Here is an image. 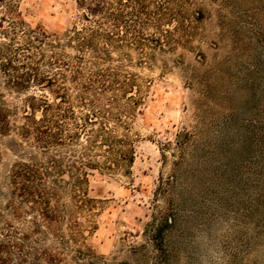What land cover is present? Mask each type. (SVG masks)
Returning a JSON list of instances; mask_svg holds the SVG:
<instances>
[{
    "label": "rangeland",
    "instance_id": "obj_1",
    "mask_svg": "<svg viewBox=\"0 0 264 264\" xmlns=\"http://www.w3.org/2000/svg\"><path fill=\"white\" fill-rule=\"evenodd\" d=\"M13 2L27 28L61 33L80 15L76 0ZM124 13L110 66L133 76L115 134L134 159L90 177L81 235L65 220L42 264H264V0H141ZM29 85L0 78L17 127L41 93ZM38 153L17 130L0 136L3 194L13 164Z\"/></svg>",
    "mask_w": 264,
    "mask_h": 264
},
{
    "label": "trees",
    "instance_id": "obj_2",
    "mask_svg": "<svg viewBox=\"0 0 264 264\" xmlns=\"http://www.w3.org/2000/svg\"><path fill=\"white\" fill-rule=\"evenodd\" d=\"M13 1L0 0L5 8L0 19V78L7 88L19 90L33 83L41 93L30 97L26 122L17 127L0 90V136L17 130L39 153L15 162L6 193L0 188L5 196L0 264H42L47 259L42 243L51 235L64 240L65 220L72 239L81 235L86 220L80 219L96 206L88 193L90 177L134 159V152L123 148L126 138L115 134L126 116L120 98L133 102L127 88L135 86L128 82L133 76L110 66L111 21L115 18L125 27L124 8L132 5L137 11L141 0H121L116 17L112 0H76L78 20L61 33L27 28ZM36 109L41 112L38 118ZM10 142L15 144V139Z\"/></svg>",
    "mask_w": 264,
    "mask_h": 264
}]
</instances>
